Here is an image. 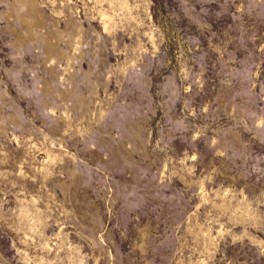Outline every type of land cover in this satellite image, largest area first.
<instances>
[{
	"label": "rangeland",
	"instance_id": "1",
	"mask_svg": "<svg viewBox=\"0 0 264 264\" xmlns=\"http://www.w3.org/2000/svg\"><path fill=\"white\" fill-rule=\"evenodd\" d=\"M0 264H264V0H0Z\"/></svg>",
	"mask_w": 264,
	"mask_h": 264
}]
</instances>
